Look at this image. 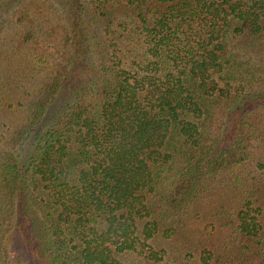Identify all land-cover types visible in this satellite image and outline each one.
Instances as JSON below:
<instances>
[{
    "label": "trees",
    "instance_id": "16d2710c",
    "mask_svg": "<svg viewBox=\"0 0 264 264\" xmlns=\"http://www.w3.org/2000/svg\"><path fill=\"white\" fill-rule=\"evenodd\" d=\"M0 264H264V0H0Z\"/></svg>",
    "mask_w": 264,
    "mask_h": 264
},
{
    "label": "rangeland",
    "instance_id": "374dc122",
    "mask_svg": "<svg viewBox=\"0 0 264 264\" xmlns=\"http://www.w3.org/2000/svg\"><path fill=\"white\" fill-rule=\"evenodd\" d=\"M10 118L8 119L10 123H16L17 122V114H11L9 115Z\"/></svg>",
    "mask_w": 264,
    "mask_h": 264
}]
</instances>
